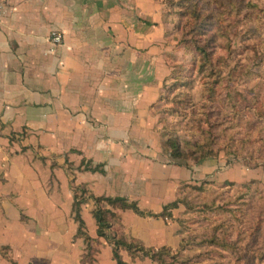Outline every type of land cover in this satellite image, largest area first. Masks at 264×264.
Returning <instances> with one entry per match:
<instances>
[{"label":"crops","instance_id":"1","mask_svg":"<svg viewBox=\"0 0 264 264\" xmlns=\"http://www.w3.org/2000/svg\"><path fill=\"white\" fill-rule=\"evenodd\" d=\"M5 2L0 21V248L6 247V253L0 250V264H81L85 244L75 235L73 185L137 204L149 191L152 207L161 211L172 200L174 185L197 179L195 167L162 162L158 176L139 172L158 165V154L141 147L133 134L128 138L139 152L126 155L131 145L122 140L118 147L115 137L123 129L142 127L145 120L153 124V107L169 72L166 66L164 76L158 74L157 63L166 61L163 47L173 23L167 22L171 18L163 0ZM53 31L62 34L61 43L49 40ZM125 160L137 165L142 184L130 181L128 188L120 171ZM96 165L102 170L85 169ZM94 207L88 196L80 216L87 233L98 240L97 263L116 264L108 240L96 234ZM128 211L116 210L122 222ZM137 216L132 218L140 223L144 216ZM160 220L162 226L154 224L159 231L148 229L156 233L152 240L135 223L130 228L150 247L170 246L172 226ZM120 254L130 263L126 251Z\"/></svg>","mask_w":264,"mask_h":264},{"label":"rangeland","instance_id":"2","mask_svg":"<svg viewBox=\"0 0 264 264\" xmlns=\"http://www.w3.org/2000/svg\"><path fill=\"white\" fill-rule=\"evenodd\" d=\"M233 3L239 5H228L227 10L214 8L215 39L207 44L209 61L195 52H186L180 44V35L172 28L167 32V45L163 47L166 61L162 66L158 60L157 72L164 76L166 66L169 72L161 99L153 107V124L144 117L142 127L123 129L124 133L115 135L119 138L118 147L122 140L131 145L126 155L139 152L135 149L138 145L133 146L128 138L133 134L137 135L141 147H150L158 154L154 158L158 165H145L139 172L158 176L161 162L197 169V179L173 186L171 201L179 198L184 203L171 210L172 217L151 220V216H144L136 223L132 217L137 214L131 210L130 216L124 217L125 225L115 208L119 222L107 231L109 236L123 233L128 240L141 241L130 228L135 223L134 227L148 232L151 239L156 233L148 229L159 231L154 224L162 226V218L172 226L174 244L170 245L172 256L167 260L175 264H264V0H234ZM166 7L168 14L170 8ZM170 18L167 22L171 27L174 21ZM199 40L207 43L205 36ZM202 134H210L218 143L210 156L196 160L195 156L169 155L166 145L169 137L194 142ZM110 143L114 147L117 142ZM125 161L120 171L128 188L130 181L134 185L142 184L139 177L144 175H138L137 165ZM72 190V195L82 202L90 193L81 186L73 185ZM142 194L138 206L144 211L159 213L160 210L152 207L154 201L148 196L149 191ZM72 203L70 210L74 219ZM76 231L75 235L82 238ZM95 239L93 257L94 264H98L96 255L100 246ZM210 239L230 245L211 244ZM85 246L80 254L81 264H84ZM5 249L0 248L3 254ZM127 257L129 264H157L148 257L135 260Z\"/></svg>","mask_w":264,"mask_h":264},{"label":"trees","instance_id":"3","mask_svg":"<svg viewBox=\"0 0 264 264\" xmlns=\"http://www.w3.org/2000/svg\"><path fill=\"white\" fill-rule=\"evenodd\" d=\"M170 8L168 14L173 18L172 30L175 34L180 36V44L183 45L186 52L200 54L204 61H209V51L207 50V44H210L214 39L215 30V9L216 6L222 7V10H227L228 5H239L233 3L234 0H227L223 4V0H163ZM244 4V3H243ZM247 4V3H246ZM173 8V9H172ZM240 8V7H239ZM218 26V24H216ZM212 32V35H209ZM205 36L207 43L199 40V37ZM161 99V97H160ZM159 99V100H160ZM216 139L210 134H202L201 137L194 142L185 141L180 142L176 137H169L166 145L169 155L174 158H186L188 156H195L196 160H202L210 156L216 145ZM218 144V143H217ZM86 170H100L99 166L85 167ZM102 170V169H101ZM89 196L94 200L96 205L93 210V216L96 221V234L97 236L104 237L111 245L112 258L116 264H129L122 259L120 254L121 250L126 251L131 260L139 259L142 257H148L157 264H175L172 261H168L167 258H171V247L163 245L157 248L146 247L139 240H128L126 236L122 234L108 235V230L113 224L119 222V218L113 209H129L139 216H151V217H172L171 210L178 207L179 203H184L182 199H175L162 206L159 213L142 210L136 201L129 200L124 196H104L94 195L89 193ZM82 201L78 200L74 194L72 211L74 212V219L77 221V234L80 235L84 242L85 253L82 255V262L84 264H94L92 242L96 239L91 237L85 230V224L80 216V206ZM102 203H106L103 206ZM211 244H219L223 247H229V243L224 241L219 242L216 239H210Z\"/></svg>","mask_w":264,"mask_h":264},{"label":"built area","instance_id":"4","mask_svg":"<svg viewBox=\"0 0 264 264\" xmlns=\"http://www.w3.org/2000/svg\"><path fill=\"white\" fill-rule=\"evenodd\" d=\"M5 6H6L5 0H0V21H1L3 13L5 11ZM49 40L53 44H59L62 42V34L58 31H53L49 36Z\"/></svg>","mask_w":264,"mask_h":264}]
</instances>
